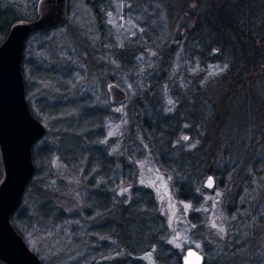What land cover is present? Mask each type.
<instances>
[{"label":"rangeland","instance_id":"374dc122","mask_svg":"<svg viewBox=\"0 0 264 264\" xmlns=\"http://www.w3.org/2000/svg\"><path fill=\"white\" fill-rule=\"evenodd\" d=\"M37 2L0 0V43L11 20L37 18ZM180 8L172 0H67L63 25L28 36L24 97L45 133L32 147L34 173L10 222L42 264L124 259L125 248L92 227L127 202L133 186L151 191L167 254L192 247L209 264H264V65L232 76L225 64L190 54L179 39ZM162 50L169 54L159 61ZM109 82L126 92L125 101L109 102ZM85 113L99 116V141L111 157L109 176L94 183L112 202L101 214L87 204L96 168L86 175L84 161L66 162L57 152L66 132L59 118L82 123ZM172 113L190 117L166 146L186 157L183 173L161 165L152 146L157 120ZM3 176L0 154V182ZM180 184L193 185L197 203L179 198ZM47 203L64 213L61 223L45 218ZM107 247L117 252L103 254ZM163 255L155 248L140 264H161Z\"/></svg>","mask_w":264,"mask_h":264},{"label":"trees","instance_id":"16d2710c","mask_svg":"<svg viewBox=\"0 0 264 264\" xmlns=\"http://www.w3.org/2000/svg\"><path fill=\"white\" fill-rule=\"evenodd\" d=\"M172 1L181 3L180 9L183 11L178 14V27H181L180 31H184V34H180L179 39L186 41V48L190 54L198 56L202 62L223 63L229 68V72L232 71L237 75L241 72L246 74L264 65V0ZM1 11L0 8V14ZM15 21L14 18L9 25ZM202 27L207 31L205 35L202 34ZM192 51L195 52L192 53ZM167 54H169L168 51L162 50L159 53V61H162L163 57L165 59ZM237 85L236 87H240ZM53 111L59 112L57 109L50 108L49 113ZM178 116L174 113L160 116L156 127V135L159 137L152 146L156 159L161 165L167 168L175 166L181 170L179 172L183 173L182 167L184 162L187 163L186 157L177 151L171 156L166 148L172 138L175 125L190 119L187 114L180 116L181 118ZM81 119L82 121L84 119L82 123L80 121L76 123L65 116L59 118L58 124L65 128L66 132L59 140L57 152L66 162L84 161L86 175L96 168L94 172L96 175L91 176L86 184L88 188L86 193L89 197L87 204L91 206L90 212L95 211L101 214L110 209L112 202L110 194L102 187L95 188L94 183L97 178L104 179L109 176L111 157L99 141L102 137L100 123H98L99 116L85 113ZM193 190L192 184L191 186L180 184L179 198L197 203V196ZM42 207L45 209L43 214L45 218L61 223L64 218L61 210H57L55 205L49 203L43 204ZM92 230L94 234L116 239L126 250L124 259L115 255L109 261L106 260L108 264H140V257L155 248L156 252H161L162 255L164 253L162 260H158L161 264H181L182 256L176 252L175 254L166 253L165 222L156 202L153 201L151 191L147 188L133 186L129 200L117 206L112 205L109 215L96 222ZM111 249L107 247L101 251L103 254L109 251L117 252V250L114 251L115 248ZM87 257L88 255L84 260ZM204 263L209 264L206 260Z\"/></svg>","mask_w":264,"mask_h":264},{"label":"water","instance_id":"95a60500","mask_svg":"<svg viewBox=\"0 0 264 264\" xmlns=\"http://www.w3.org/2000/svg\"><path fill=\"white\" fill-rule=\"evenodd\" d=\"M36 12L35 20L14 23L0 45V154L4 169L0 182V261L4 264H42L10 222L34 173L32 146L45 133L25 100L21 64L30 33L66 22L67 0H38ZM106 90L111 104L126 99V92L114 82L108 83ZM213 184V177L209 176L204 186L211 188ZM190 250L196 255H189ZM181 264H203V257L189 248Z\"/></svg>","mask_w":264,"mask_h":264},{"label":"snow or ice","instance_id":"6c2138e0","mask_svg":"<svg viewBox=\"0 0 264 264\" xmlns=\"http://www.w3.org/2000/svg\"><path fill=\"white\" fill-rule=\"evenodd\" d=\"M211 180V178H209ZM189 255H196V253L192 252L191 250L189 251Z\"/></svg>","mask_w":264,"mask_h":264}]
</instances>
